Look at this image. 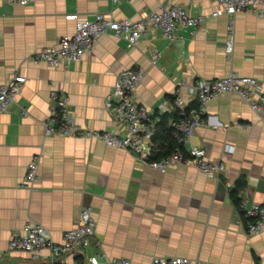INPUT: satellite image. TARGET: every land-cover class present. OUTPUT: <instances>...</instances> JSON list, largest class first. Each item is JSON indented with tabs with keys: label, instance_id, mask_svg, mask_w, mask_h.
Here are the masks:
<instances>
[{
	"label": "crops",
	"instance_id": "0c3cea01",
	"mask_svg": "<svg viewBox=\"0 0 264 264\" xmlns=\"http://www.w3.org/2000/svg\"><path fill=\"white\" fill-rule=\"evenodd\" d=\"M161 5L179 6L205 21L194 33L178 25L172 41L159 29L148 30L135 45L106 33L66 67L30 58L73 33L69 14L136 19ZM220 9L216 0H33L25 5L0 0V84L13 75L26 77L16 101L0 112V264H49L48 249L38 255L9 250L11 234L38 223L60 242L62 233L77 225L84 205L96 221L91 243L84 256L64 255V261L97 255L102 264L122 257L130 264H151L156 256H185L196 264H264V230L247 233V218L230 195L242 180L247 207L264 204V120L237 93L208 101L205 122L191 138L206 158L223 160L226 170L218 178L185 165L160 172L125 148L46 134L41 123L50 113V93L57 91L66 96L77 125L113 128L107 99L117 76L131 68L144 71L135 98L149 110L171 109L179 82L230 71L256 78L264 89V18L237 12L228 53L230 17L211 15ZM154 51L160 56L152 63ZM180 94L190 100L185 89ZM225 142L235 148L223 155ZM33 157L39 159L38 178L25 188L20 183Z\"/></svg>",
	"mask_w": 264,
	"mask_h": 264
},
{
	"label": "built area",
	"instance_id": "2783aa9c",
	"mask_svg": "<svg viewBox=\"0 0 264 264\" xmlns=\"http://www.w3.org/2000/svg\"><path fill=\"white\" fill-rule=\"evenodd\" d=\"M11 4L25 5L33 0H3ZM220 10L211 13L217 16L221 12L230 17L225 49L229 53L233 44V17L237 12L245 11L264 18V0H216ZM67 19L73 20L74 31L63 35L56 44L45 46L31 55L34 62H42L51 67L68 66L72 61H79L93 42L101 35L111 33L116 38H123L129 45H135L141 36L150 29H159L163 36L172 41L176 37L178 25L192 28V32L203 25L202 15L191 16L176 5H161L157 9L144 13L136 19H116L104 13L95 14L93 19L80 18L77 14H69ZM160 52L154 51L152 63L159 58ZM144 75L142 68H131L122 71L116 78L109 97L107 107L112 113L115 126L109 130H93L77 125L68 108L65 95L57 91L50 93V113L41 123L46 134L61 136L84 137L100 139L105 144L115 148H125L146 166L166 172L178 165L191 166L211 177L218 178L226 170L222 159L206 158L205 149L192 142L191 138L196 128L204 124L205 104L222 93L235 92L245 101L260 119L264 120V89L260 82L251 76L230 71L227 75L208 79L197 78L191 83L179 82L172 98L171 109L165 111L163 105L155 110H149L135 98V91ZM26 77L13 75L8 81L0 84V112L7 110L19 95ZM185 89L190 97L186 101L180 94ZM196 101L198 107L188 108L190 102ZM176 111L179 118L170 119L168 126L172 128L173 137L182 148L176 147L171 152L159 158H153L155 144L153 137L157 131L159 116L163 113ZM25 114L26 110L21 109ZM123 130L119 134L118 129ZM234 146L225 142L222 154L234 151ZM39 159L33 157L25 167V173L20 183L22 187L32 188L38 178ZM239 210L247 218V233H259L264 230V204L253 203L247 207L248 194L245 187L240 190ZM95 219L91 207L84 205L79 210L77 225L62 233V240L55 242L49 231L38 223H28L22 232L15 231L8 242L9 250H24L34 255L48 249L51 254L49 264H102L97 255L64 261V255L74 257L84 256L89 247L95 229ZM111 264H130L127 258L112 260ZM151 264H196L185 256H156Z\"/></svg>",
	"mask_w": 264,
	"mask_h": 264
},
{
	"label": "trees",
	"instance_id": "16d2710c",
	"mask_svg": "<svg viewBox=\"0 0 264 264\" xmlns=\"http://www.w3.org/2000/svg\"><path fill=\"white\" fill-rule=\"evenodd\" d=\"M173 96L171 97V99ZM198 103L194 101L189 105L190 108H197ZM179 118V114L174 111L172 113H163L159 116V121L157 122V131L156 134L153 137V141L155 144V151L152 155L153 158H159L161 156H164L165 154L171 152L176 147L182 148V145H179L177 141L173 137V131L172 128L168 126V122L170 119H177ZM244 182L242 180H238L236 186L231 189L230 195L236 205L239 206V197L238 192L239 189L243 186ZM242 214V212L240 211Z\"/></svg>",
	"mask_w": 264,
	"mask_h": 264
}]
</instances>
